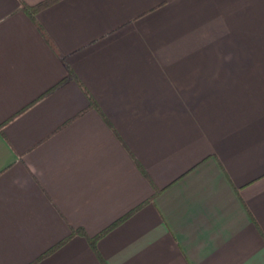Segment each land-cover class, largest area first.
<instances>
[{"label":"crops","instance_id":"1","mask_svg":"<svg viewBox=\"0 0 264 264\" xmlns=\"http://www.w3.org/2000/svg\"><path fill=\"white\" fill-rule=\"evenodd\" d=\"M21 1L0 264H264V0Z\"/></svg>","mask_w":264,"mask_h":264},{"label":"trees","instance_id":"2","mask_svg":"<svg viewBox=\"0 0 264 264\" xmlns=\"http://www.w3.org/2000/svg\"><path fill=\"white\" fill-rule=\"evenodd\" d=\"M54 1H56V0H47V1H44V2H42V3H40V4H38V5H33V6H31V5H28V4H26V3H24L23 1H21L22 2V7L24 8V10L35 20V14L40 10V9H42L43 7H45V6H47L48 4H50V3H52V2H54ZM73 75V74H72ZM86 92H87V90H86ZM89 94V93H88ZM90 96V100H91V103H92V105L93 106H96L97 104H96V102L94 101V99L91 97V95H89ZM121 220H123V219H121ZM120 220V221H121ZM120 221H117V222H115L113 225H111L108 229H106L105 231H103V232H101V233H99L97 236H95V237H88V239H89V241H90V244L92 245V247L94 248V250L95 251H97V253H98V255L100 256V254H99V252H98V248H97V242H98V240H99V238L101 237V236H103L106 232H108L111 228H113L114 226H116ZM61 244H63V242L62 243H60V244H58L55 248H57V247H59ZM55 248H52L50 251H49V253L50 252H52ZM49 253H47V254H49ZM100 258H102L101 256H100Z\"/></svg>","mask_w":264,"mask_h":264}]
</instances>
